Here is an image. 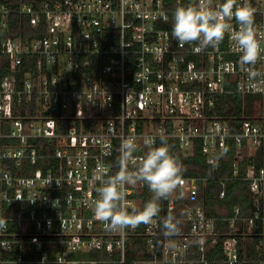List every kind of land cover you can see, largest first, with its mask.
<instances>
[{
	"label": "built area",
	"instance_id": "obj_1",
	"mask_svg": "<svg viewBox=\"0 0 264 264\" xmlns=\"http://www.w3.org/2000/svg\"><path fill=\"white\" fill-rule=\"evenodd\" d=\"M188 3L0 0V264H264V116L218 110L228 95H264V79L252 87L239 63L235 18L218 47H180L172 13ZM249 3L264 48V0ZM161 133L217 173H182L150 225L108 231L93 212L97 169L118 170L121 138L144 155L143 138ZM126 191L137 207L152 197L142 182ZM169 213L180 230L165 238Z\"/></svg>",
	"mask_w": 264,
	"mask_h": 264
},
{
	"label": "clouds",
	"instance_id": "obj_2",
	"mask_svg": "<svg viewBox=\"0 0 264 264\" xmlns=\"http://www.w3.org/2000/svg\"><path fill=\"white\" fill-rule=\"evenodd\" d=\"M165 22L168 17L165 15ZM235 18L239 30L231 31L235 42V51L239 53V63L246 67L247 78L255 87L258 79H264V73L257 71L255 65L261 59L262 48L255 28V11L249 0H222L214 5V0H198V4L188 3L177 6L172 13L171 35L180 47L194 45L193 52L201 53L206 48L218 47L224 40L231 26L226 22ZM264 39V36L260 37ZM159 140V144H157ZM169 137L145 136L144 155H136L140 148L134 136L121 138L118 170L109 174V168L101 166L94 179L98 182L95 188L97 198L94 200L93 212L96 219L104 223L108 231L120 232L136 229L141 224L150 225L162 211L160 201L169 198L177 191L182 176V165L171 153ZM147 185L152 193L151 199L142 207L129 205L126 202V186L137 183ZM57 206V201L54 202ZM6 226L0 220V228ZM179 222L170 213L161 221V233L165 238L178 234Z\"/></svg>",
	"mask_w": 264,
	"mask_h": 264
},
{
	"label": "trees",
	"instance_id": "obj_3",
	"mask_svg": "<svg viewBox=\"0 0 264 264\" xmlns=\"http://www.w3.org/2000/svg\"><path fill=\"white\" fill-rule=\"evenodd\" d=\"M1 35V32H0ZM218 110L221 113L227 114V115H245L248 118H255V117H261L264 116V95L261 94H248L245 96L241 95H228L225 97L224 101L220 102L218 104ZM169 145V144H168ZM170 146L171 153L177 158L179 163L182 165V173H190V174H198L203 173L204 175L211 176L217 173V171H214L211 166H207L206 164L203 165V159L201 154L198 152L195 153L192 157L183 158L181 155V152L175 151V149H172V146ZM256 164L258 167L264 166V149L259 150L257 157H256ZM226 171V169H225ZM209 186L212 188L213 191H218L221 187V184L211 183ZM229 194L231 195L230 199L239 200V194L236 196H233L232 193H234L236 190H239L241 193L244 192V194L247 195L248 187L246 182L241 181H235L234 183H231L229 185ZM249 211V206L244 207V213H247ZM248 256L252 257L254 256L253 248L249 245V251ZM243 264H252V263H243Z\"/></svg>",
	"mask_w": 264,
	"mask_h": 264
}]
</instances>
